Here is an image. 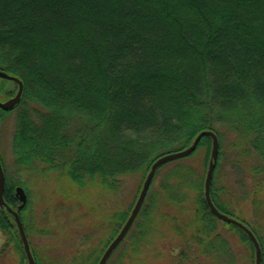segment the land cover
Listing matches in <instances>:
<instances>
[{
  "label": "trees",
  "instance_id": "trees-1",
  "mask_svg": "<svg viewBox=\"0 0 264 264\" xmlns=\"http://www.w3.org/2000/svg\"><path fill=\"white\" fill-rule=\"evenodd\" d=\"M0 70L23 85L12 109L14 166L35 175L54 173L56 192L73 208L80 206L90 223L71 257L34 248L29 191L20 181L10 183L3 167L7 206L16 210L19 204L14 187L27 195L18 215L34 264H97L127 220L151 164L187 148L201 131L218 139L210 184L218 211H228L216 198L227 188H215L225 136L237 151L234 164L258 178L253 206L264 203V0H0ZM9 84L16 92L15 82L0 78V101L14 95ZM12 111L0 108V123ZM74 119L80 125L71 134ZM201 148L203 175L197 185L190 181L198 192L195 208L183 217L181 186L193 179L192 169L174 167L154 183L165 166ZM210 150V137H202L193 153L156 169L131 227L105 264H151L144 248L170 232L183 244L178 264L196 253L212 264L224 257L234 264L232 246L216 234L219 220L204 198ZM251 158L256 166L249 168ZM136 174L130 204L107 207L103 199L118 191L120 177ZM88 188L96 189L99 202ZM160 201L167 209L156 224L152 216ZM237 221L256 237L264 264V243L245 220ZM222 224L238 234L254 264L246 233ZM0 232L6 237L0 257L12 245L19 263L27 264L14 219L1 207Z\"/></svg>",
  "mask_w": 264,
  "mask_h": 264
},
{
  "label": "rangeland",
  "instance_id": "rangeland-1",
  "mask_svg": "<svg viewBox=\"0 0 264 264\" xmlns=\"http://www.w3.org/2000/svg\"><path fill=\"white\" fill-rule=\"evenodd\" d=\"M8 86L12 91L15 90L12 84ZM15 93L14 91V94ZM15 115L16 111L13 110L10 114L5 116L0 123V160L6 173V179L9 180L10 183L16 181L22 182L29 191L28 197L32 202V209L34 212L32 224L36 228L35 230H31L29 234L30 241L36 249H40L41 247L45 248V250H49L50 255L59 256L61 253L62 255L71 257L72 250L79 246L81 239L80 235L88 228L90 223L87 222L88 218L84 216V210H82L80 206L73 208L70 202L65 201L63 194L56 192L57 180L54 173H51V175H35V172L33 173L27 169L14 166L13 156L11 155V138ZM79 125L80 122L74 119L69 126V131H71V129L72 131L75 130ZM231 144L232 137L225 136L222 141V152L219 159V169L216 178L217 184L215 188L218 190L220 187H226L227 190L223 191V193L216 198L218 203L222 204L223 207L225 206L228 210L225 214L236 220H245L250 227L254 228L259 238L264 243V203H262L260 207H254L252 204L253 197L256 194L255 191H257L256 184L258 178L249 171H246L244 167L234 164L237 151L230 148ZM204 152V148H201L192 157L184 158L165 166L160 171V175L154 183V185H156L163 174L174 167L185 166L192 169L193 179H190L189 182L187 180L185 185L181 186V191H183L186 196V200L182 204L186 208V214L181 211L178 213L183 214V217H190L191 212L195 208V200L198 192L197 189H194V185H192L190 181L195 182L197 185L199 180H201L204 171ZM249 160L251 166L247 167L256 166L254 158ZM35 167L41 169L46 167V165L36 163ZM139 180L140 176L137 174L120 177L121 183L118 191L114 192L113 195L110 194V196L105 197V199H103L104 204L107 207L113 206L117 201V203H121L120 207L126 208V206L130 204L131 198L137 189ZM170 181L176 184L179 180L170 178ZM95 190L96 189L88 188V193H90V196H88L92 201H98ZM224 192L227 193L225 194ZM92 194H94L93 198ZM261 194L264 202V192H261ZM165 209H167V207H165V202L160 201L158 204V211L152 216L156 224L159 222L158 214H160L161 211L164 212ZM140 221L141 218H138L136 223ZM222 223L223 222L220 220L216 222V234L220 235L222 239L227 240L232 246L234 255L231 257L234 258V264H250L248 248L240 242L238 234L235 233L234 230H230ZM40 229L41 233L39 234L38 231ZM136 230L137 227L134 226L131 232H135ZM45 231L47 233H45ZM5 242L6 237L0 232V247H3ZM182 246L183 244L177 235L171 234V232L163 233L160 237L150 242L148 247L144 248L143 256H146L148 263L151 264H178V248L180 249ZM171 248L175 249V253L170 252ZM196 259L199 260L195 261ZM196 262L199 264H212L211 259L202 257L199 253L194 254L192 257L190 256L185 264H196ZM0 264H20L19 256L14 252L12 245L1 254ZM214 264H226L225 257L223 260L221 258L219 262H214Z\"/></svg>",
  "mask_w": 264,
  "mask_h": 264
},
{
  "label": "water",
  "instance_id": "water-1",
  "mask_svg": "<svg viewBox=\"0 0 264 264\" xmlns=\"http://www.w3.org/2000/svg\"><path fill=\"white\" fill-rule=\"evenodd\" d=\"M0 78L5 79V80H9V81H13L17 84V91H16L15 95L6 101H3V102L0 101V108L2 110L8 111V110L12 109L16 104H18L20 97H21V94H22L23 85H22V82L18 78L10 76L1 70H0ZM205 136H208L211 139L210 157H209L207 170L205 173V179H204L205 202H206L209 210L211 211V213L217 219H219L222 222L232 224V225L238 227L239 229H241L243 232L246 233V235L248 236V238L251 241L253 248H254V264H261V249H260L259 243H258L256 237L254 236V234L252 233V231L249 228H247L244 224H242L241 222L229 217L228 215H226L224 213L219 212L218 209L213 205L212 200L210 198V184H211L212 174H213V171H214V168L216 165V161H217V156H218V139H217L216 134L212 131H209V130L201 131L200 133H198L196 135V137L193 139L192 143L187 148L180 150V151H177V152L162 155V156L158 157L151 164L150 169H149V171H148V173H147V175H146V177L142 183V186H141V189H140L139 194L137 196V199L134 203V206H133L127 220L125 221L124 225L120 229L117 236L108 245V247L104 251L103 255L101 256V258L97 264H105L107 258L110 256L112 251L117 247V245L120 243V241L123 239V237L125 236V234L129 230V228L131 227L138 211L140 210V208L142 206V203L145 199L146 193H147L149 186L152 182V179H153V176H154L156 169L160 165H162L166 162H169V161H172L175 159H179L182 157H186V156L190 155L191 153H193L196 150L201 138L205 137ZM4 186H5V177H4L3 168H2V165L0 162V207L4 208L8 213H10L12 215V217L15 221L17 230H18L20 241L23 245V250H24V253H25V256L27 259V264H34L32 254H31V251L29 249V244H28L27 238L25 236L22 223H21L19 216H18V213H17L18 211H20L25 206V204L27 202L26 193L24 192L23 188L20 186H17L14 189V196L19 202V204L16 208V211H14L10 207H8L7 204L4 202V199H3Z\"/></svg>",
  "mask_w": 264,
  "mask_h": 264
},
{
  "label": "flooded vegetation",
  "instance_id": "flooded-vegetation-1",
  "mask_svg": "<svg viewBox=\"0 0 264 264\" xmlns=\"http://www.w3.org/2000/svg\"><path fill=\"white\" fill-rule=\"evenodd\" d=\"M15 188V187H14Z\"/></svg>",
  "mask_w": 264,
  "mask_h": 264
}]
</instances>
